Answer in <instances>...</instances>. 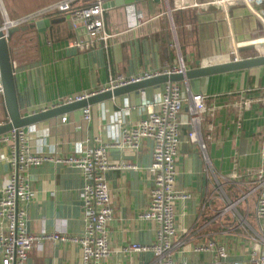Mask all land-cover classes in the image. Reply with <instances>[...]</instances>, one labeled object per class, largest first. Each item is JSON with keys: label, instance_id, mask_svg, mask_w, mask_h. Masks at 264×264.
<instances>
[{"label": "crops", "instance_id": "1", "mask_svg": "<svg viewBox=\"0 0 264 264\" xmlns=\"http://www.w3.org/2000/svg\"><path fill=\"white\" fill-rule=\"evenodd\" d=\"M37 0L21 7L20 0H0L11 19L23 18L58 2ZM91 0H74L75 7ZM206 0H147L105 12L107 31L113 35L107 46L81 50L75 46L78 35L68 22L51 26L47 32L28 29L10 39L16 93L21 116L62 105L69 99L91 95L108 87L110 78H141L146 74L170 71L181 64L186 70L242 59L264 50L252 46L237 52L261 31L260 22L244 6L231 10L219 6L195 7ZM231 15V16H230ZM61 14L45 19L63 18ZM23 26L21 28L30 27ZM238 53V54H237ZM181 94L207 97L201 113L200 144L189 140L190 103L179 117L182 140L177 159L176 190L192 198L177 202L178 238L187 235V244L177 249L178 261L214 263L216 249L193 252V247L213 242L224 245L229 256L221 264H245L258 230L255 220L256 196L238 205L240 217L225 213L223 198L234 202L251 188L247 174L260 170L264 151V67L216 75L189 83H179ZM166 85L113 98L91 108V122L83 110L26 128L34 152L61 156L82 154L97 138L117 140L123 129L146 116L160 112L159 100ZM66 117L67 122L62 123ZM9 120L4 96L0 95V124ZM154 143L143 141L137 151L112 149L109 161L134 169L106 173L115 214L110 223L112 253L104 264H155L147 253L125 254L128 244L156 242L157 225L140 218L150 203L153 186ZM8 148H0V199L10 182ZM32 202L29 228L33 234H58L80 238L84 232L81 171L46 164L30 172ZM251 219L254 223L251 224ZM0 256V264H1ZM27 264H82V250L71 241H47L42 249L29 253Z\"/></svg>", "mask_w": 264, "mask_h": 264}, {"label": "built area", "instance_id": "2", "mask_svg": "<svg viewBox=\"0 0 264 264\" xmlns=\"http://www.w3.org/2000/svg\"><path fill=\"white\" fill-rule=\"evenodd\" d=\"M73 2L74 0L58 2L16 20L11 19L7 12L1 8V30L5 38L9 40L11 29L34 25L47 16L61 14L70 16L72 28L78 35L75 43L77 48L89 50L97 46H107L113 35L106 29L105 0H91L88 5L83 7H75ZM231 5L244 6L261 25L258 37L241 45L264 48V0H210L203 4L196 3L194 6H219L228 10ZM258 51L259 53L254 57L264 56V50ZM251 57L253 56L249 58ZM241 59L236 56L234 60ZM185 71V67L181 64L180 67H174L170 71L146 74L141 78H110L108 87L100 92L112 91L161 74H182ZM3 91L0 72V95H3ZM89 96H78L63 104L81 101ZM188 102L191 105L189 124L192 127L189 140L193 144H200L204 149L199 129L201 113L206 110L207 97L203 94H191L190 98L186 100L181 94L180 87L175 84L166 85L165 93L158 103L160 112L147 111L146 116L134 123L131 128L123 129L119 138L114 142H105L97 138L93 147L86 149L82 154L61 156L57 153H36L30 145V132L26 128L0 136V148H8L9 153L6 160L11 168L10 182L4 188L0 199L1 264H27L29 253L33 249H42L45 242H53L58 239L80 245L82 264H104L112 253L109 227L115 214L110 186L105 175L111 171L134 169V166L131 165L112 164L109 161V152L112 149L137 151L145 140H151L154 143L152 170L155 176L150 192L149 207L146 212L140 214V218L152 221L157 225L156 242L148 246L128 244L121 248L122 252L125 254H152L155 264H221L226 260L229 256L227 247L218 246L213 242L194 246L192 250L195 253H205L216 249L217 260L214 263L178 261L174 256L176 250H184L188 242L187 235L182 234L181 238H178L176 219L177 202H186L192 198L189 192L176 190V165L182 140L179 117ZM83 112L84 120L91 122V108H85ZM65 122H67L66 117L62 119V123ZM46 164L58 168L77 169L83 174L84 232L80 238H66L58 234L36 235L30 231L28 215L32 202L30 172L33 168H40ZM247 178L250 180L251 188H248L245 194L234 202L224 197L223 201L226 207L220 217L225 213H231L233 218H239L238 205L249 197L256 196L255 220L258 230L254 231V235L251 237L253 246L245 264H264V151L262 167L256 172L248 173Z\"/></svg>", "mask_w": 264, "mask_h": 264}, {"label": "water", "instance_id": "3", "mask_svg": "<svg viewBox=\"0 0 264 264\" xmlns=\"http://www.w3.org/2000/svg\"><path fill=\"white\" fill-rule=\"evenodd\" d=\"M144 1L147 0H105L104 9L106 11L113 10L130 5H136ZM156 1L159 2L160 0ZM234 7V5L229 6L228 10H232ZM65 21L68 22L70 27L72 26L70 16H66L63 18L45 19L37 22L34 25H31L28 28H14L10 30V39L14 36L15 33L26 31L28 29H37L40 32L45 33L51 26L63 23ZM1 29L2 21L0 18V72L2 76V84L4 90L3 96L9 117L7 123L0 124V136L9 134L19 129L29 128L45 121L56 119L79 110H84L85 108L104 103L113 98L130 95L135 92L143 91L149 88H155L162 85L189 83L191 81L200 80L216 75L249 71L252 69L264 67V56H256L247 59L233 60L222 64L209 65L196 69L186 70L182 74H161L121 88H117L112 91L94 93L81 101L73 102L70 104H62L57 107L35 113L31 116L23 117L20 113L16 93L10 39L7 40L5 38L4 33ZM251 47L252 46L240 47L238 49V52H241L243 50H249Z\"/></svg>", "mask_w": 264, "mask_h": 264}, {"label": "rangeland", "instance_id": "4", "mask_svg": "<svg viewBox=\"0 0 264 264\" xmlns=\"http://www.w3.org/2000/svg\"><path fill=\"white\" fill-rule=\"evenodd\" d=\"M206 1H210V0H206ZM20 2H21V7L22 8H24V7H30V6H33V5H35V4H37L38 2H37V0H20ZM212 6H207V7H205V8H211ZM237 6H235L234 8H236ZM233 8V9H234ZM232 9V10H233ZM230 12H231V10H229V14H230ZM231 16V15H230ZM256 55V54H255ZM254 55V56H255ZM253 56V57H254ZM251 221V224H253L255 221H254V219H251L250 220ZM254 225H255V223H254Z\"/></svg>", "mask_w": 264, "mask_h": 264}]
</instances>
